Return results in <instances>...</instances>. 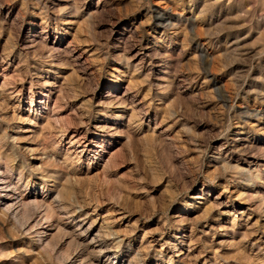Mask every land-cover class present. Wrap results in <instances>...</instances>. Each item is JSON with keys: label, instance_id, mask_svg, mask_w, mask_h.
<instances>
[{"label": "rangeland", "instance_id": "1", "mask_svg": "<svg viewBox=\"0 0 264 264\" xmlns=\"http://www.w3.org/2000/svg\"><path fill=\"white\" fill-rule=\"evenodd\" d=\"M0 169V264H264V0H0Z\"/></svg>", "mask_w": 264, "mask_h": 264}, {"label": "bare ground", "instance_id": "2", "mask_svg": "<svg viewBox=\"0 0 264 264\" xmlns=\"http://www.w3.org/2000/svg\"><path fill=\"white\" fill-rule=\"evenodd\" d=\"M8 170V169H7ZM5 171V170H4ZM9 172H2L0 169V194L2 195V203L4 204L7 212H12L15 216H20L21 214L24 216L28 213V205L26 204V200L24 196H20V198H14V195L9 193L10 189L15 192V190H19L20 183H18L14 188L10 178H8ZM20 182V179H19ZM19 193V192H17ZM23 194V193H22ZM19 196V195H18ZM29 198V197H28ZM37 198V197H35ZM40 232H38L39 234ZM43 233V232H42ZM41 234V233H40Z\"/></svg>", "mask_w": 264, "mask_h": 264}]
</instances>
